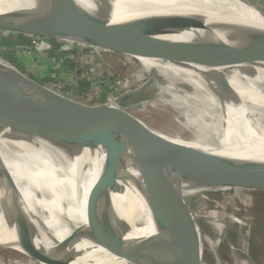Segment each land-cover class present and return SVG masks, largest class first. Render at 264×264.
<instances>
[{
    "label": "water",
    "instance_id": "95a60500",
    "mask_svg": "<svg viewBox=\"0 0 264 264\" xmlns=\"http://www.w3.org/2000/svg\"><path fill=\"white\" fill-rule=\"evenodd\" d=\"M60 1L69 5L83 4L99 24L155 51L185 57L203 68L233 57L231 67H241L244 62L250 66L264 64V61L256 60L264 58V27L218 25L214 18L204 16H193L192 26L179 27L148 9L117 17L116 3L119 0ZM235 1L259 12L248 0ZM256 1L264 3V0ZM20 8L19 0H0V31L36 36L31 32L44 25L34 23ZM117 54L130 57L125 53ZM0 83L9 90L2 103L3 111L12 110L21 103L39 101L51 108L57 118L56 128H48L27 125L0 114V215H28L16 225L14 242L7 246L0 244V251L21 246L32 225L31 218L32 222H46L76 213L105 224L119 238L118 230L131 223L140 234L146 264H204L201 250L191 238L198 228L197 216L190 211L185 195L179 194L172 199L162 185L264 191V167L251 163L245 148L242 157L247 165L244 168L213 171H190L170 167L159 159L139 161L133 157L130 140L123 130L115 124L107 127L97 117L141 94L148 88V83L111 102L83 107L67 97L47 91L2 55ZM261 101L264 102V98ZM81 127L101 146L95 148L87 142ZM118 142H122V148L115 146ZM9 158L20 165L23 177L16 176ZM190 162L187 159L181 163L187 166ZM66 168L73 172L71 176L64 171ZM65 179L70 180L67 186L61 185V180ZM107 237L113 239L110 235ZM79 241L73 238L65 248L46 249L42 252L46 259L41 253L42 256L33 253L31 258L40 264H51V258L67 256L64 251ZM95 241L106 244L100 239ZM25 250L32 253L39 249L34 245ZM120 256L126 259L127 252L121 251Z\"/></svg>",
    "mask_w": 264,
    "mask_h": 264
},
{
    "label": "bare ground",
    "instance_id": "6f19581e",
    "mask_svg": "<svg viewBox=\"0 0 264 264\" xmlns=\"http://www.w3.org/2000/svg\"><path fill=\"white\" fill-rule=\"evenodd\" d=\"M19 2L20 10L27 17L36 24L44 25L31 34L63 44L90 46L97 51L106 49L125 53L140 63L148 76V88H155L153 96L141 107L144 116L139 118L124 107H117L97 117L105 126L114 127L115 124L123 130L130 140L133 157L139 161L159 159L170 167L190 171H213L244 168L247 165L242 157L245 148L251 163L264 167V102L261 101L264 98V64L250 66L244 62L241 67H231L235 60L233 57L203 68L185 57L155 51L99 24L83 4L69 5L60 0ZM248 2L255 6L253 0ZM255 7L259 12L241 6L235 0H119L116 3V15L123 17L136 14L137 10L148 9L179 27L192 26L193 16L214 18L218 25L264 27V13ZM256 60L264 61V58ZM140 79L138 75L136 80ZM8 95L9 90L0 83V114L27 125L56 128L55 113L39 101L21 103L12 110L3 111L2 103ZM154 111L167 115L171 126L175 128L174 132L157 129L145 121L148 117L153 119ZM81 131L85 140L98 148V140L84 127H81ZM115 146L122 148L123 144L118 142ZM187 159L191 162L185 166L181 162ZM8 161L16 176L23 177L20 165L11 158ZM64 171L69 176L73 174L68 168ZM69 182V179L61 180V185L67 186ZM162 187L172 199L179 194L197 196L208 188H219L172 184H163ZM26 196L31 201L27 192ZM23 216L25 218L19 213L0 215V244L7 246L14 242L16 225L28 217ZM31 224L21 246L0 251V254L11 253L23 257L24 262L29 264H40L31 258V254H42L45 258L43 251L65 248L75 238L82 241L68 247L64 251L67 252L66 257L60 255L51 258V264H146L140 234L131 223L118 230L121 238L115 236V232L105 224L76 213L70 214L68 218H54L46 222H32L31 218ZM215 227V239L195 228L191 238L197 249L211 252L216 264H221L219 247L226 244L238 264H255L245 251L242 252L245 255L243 259L234 254V242L227 236L224 225L217 224ZM109 235L113 239L107 237ZM96 239L106 241V244H98ZM118 244L122 248L117 247ZM34 245L39 250L32 253L25 250ZM121 251L127 252L126 259L120 256Z\"/></svg>",
    "mask_w": 264,
    "mask_h": 264
},
{
    "label": "rangeland",
    "instance_id": "374dc122",
    "mask_svg": "<svg viewBox=\"0 0 264 264\" xmlns=\"http://www.w3.org/2000/svg\"><path fill=\"white\" fill-rule=\"evenodd\" d=\"M252 3L264 13V3L256 0ZM31 38H40L41 43L38 48L33 47L29 54ZM44 50H47V57ZM0 55L10 61L14 58L20 70L47 91L67 97L83 107L104 104L148 83V76L136 59L134 61L106 49L97 51L90 46L60 44L52 39L28 34L1 31ZM138 75L141 76L140 80H136ZM154 93L155 88H146L141 94L116 106L124 107L140 118L144 116L142 105ZM152 115V120L145 118L147 123L157 129L174 132L175 128L167 115L159 111H154ZM184 199L198 218L197 227L210 238H217V224L224 225L227 236L234 242V254L238 258L243 259L245 255L242 252L245 251L255 264H264V191L222 187L207 189L197 196H185ZM219 252L221 264H238L226 244L220 245ZM200 257L204 264H216L215 257L209 251L201 250ZM0 259L2 264H29L24 262L23 257L11 253L0 254Z\"/></svg>",
    "mask_w": 264,
    "mask_h": 264
},
{
    "label": "built area",
    "instance_id": "2783aa9c",
    "mask_svg": "<svg viewBox=\"0 0 264 264\" xmlns=\"http://www.w3.org/2000/svg\"><path fill=\"white\" fill-rule=\"evenodd\" d=\"M0 33H1V31H0ZM30 41V47L28 48V51H29V54H30V52L31 51H33V47L34 48H38L39 46H40V43H41V41H40V38H36V39H32L31 38V40H29ZM46 50H44V52H45ZM111 101H113V100H111ZM111 101H109V102H111Z\"/></svg>",
    "mask_w": 264,
    "mask_h": 264
},
{
    "label": "crops",
    "instance_id": "0c3cea01",
    "mask_svg": "<svg viewBox=\"0 0 264 264\" xmlns=\"http://www.w3.org/2000/svg\"><path fill=\"white\" fill-rule=\"evenodd\" d=\"M49 39H51V38H49ZM52 40H54V39H52ZM54 41H56V42H58V43H60V44H63V43H61V42H59V41H57V40H54ZM75 45V44H74ZM79 46V45H78ZM47 51V50H46ZM45 51V52H46ZM44 52V53H45ZM51 53V52H50ZM45 55H46V57H47V53H45ZM51 56V55H50ZM48 58H49V56H48ZM47 59V58H46ZM45 61V60H44ZM11 62L13 63V64H15L19 69L21 68L20 66H18L17 65V63H16V61H15V59L13 58L12 60H11ZM43 62V61H42Z\"/></svg>",
    "mask_w": 264,
    "mask_h": 264
}]
</instances>
